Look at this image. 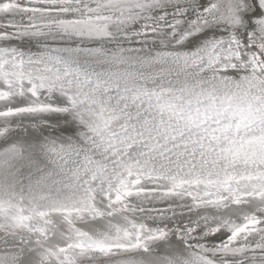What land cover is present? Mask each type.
Returning <instances> with one entry per match:
<instances>
[{
  "label": "snow or ice",
  "instance_id": "obj_1",
  "mask_svg": "<svg viewBox=\"0 0 264 264\" xmlns=\"http://www.w3.org/2000/svg\"><path fill=\"white\" fill-rule=\"evenodd\" d=\"M0 264H264V0H0Z\"/></svg>",
  "mask_w": 264,
  "mask_h": 264
}]
</instances>
